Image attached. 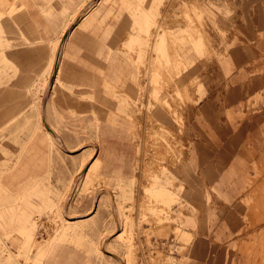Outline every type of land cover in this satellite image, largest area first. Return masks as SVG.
<instances>
[{"label":"rangeland","instance_id":"obj_1","mask_svg":"<svg viewBox=\"0 0 264 264\" xmlns=\"http://www.w3.org/2000/svg\"><path fill=\"white\" fill-rule=\"evenodd\" d=\"M14 1L0 0V19L17 12ZM80 2L73 16L65 15L66 31L88 21L101 6L97 0ZM102 4L130 12L136 33L123 47L128 64H117L96 95L59 82L55 60L61 36L24 93L0 102V110L10 114L0 116V264L205 260L202 210L188 198L190 173L183 165L193 86L180 83L192 59L207 57L194 7L198 0ZM188 27L199 29L203 46L186 35ZM8 48L0 42V86L17 72L3 55ZM175 54L182 64L171 61ZM43 120L61 143L48 134ZM94 157L99 163L91 162ZM87 164L93 173L85 178ZM250 184L247 217L257 228L240 240L235 264H264V165ZM162 191L164 200L157 196ZM194 203L195 220L189 216ZM252 215L262 218L258 226ZM80 216L83 222L69 223ZM173 236L177 244L170 242Z\"/></svg>","mask_w":264,"mask_h":264},{"label":"crops","instance_id":"obj_2","mask_svg":"<svg viewBox=\"0 0 264 264\" xmlns=\"http://www.w3.org/2000/svg\"><path fill=\"white\" fill-rule=\"evenodd\" d=\"M80 3L13 2L17 12L0 19V42L8 43L3 55L17 72L2 81L0 102L24 93L61 36L58 80L74 91L96 95L117 64H128L122 54L129 36L136 33L131 13L97 0L98 13L66 31L65 15L73 16ZM198 4L194 7L208 52L205 59H192L181 74L180 83L191 84L194 94L187 110L188 154L183 165L190 177L185 180L188 198L202 210L200 236L207 253L201 264H235L240 240L257 228L247 217L246 197L249 183L264 165V0H198ZM8 111L0 110V116L10 115ZM43 124L50 134L44 120ZM193 194L199 197L191 198ZM195 203L189 215L193 220Z\"/></svg>","mask_w":264,"mask_h":264},{"label":"bare ground","instance_id":"obj_3","mask_svg":"<svg viewBox=\"0 0 264 264\" xmlns=\"http://www.w3.org/2000/svg\"><path fill=\"white\" fill-rule=\"evenodd\" d=\"M23 6V5H22ZM17 8V7H16ZM14 10H16L15 8H14ZM198 30L199 29H197V27H195V28H192V27H188V29L186 30L187 31V34L186 35H188L190 38H192V40H195V43H196V45L197 46H200V45H202L203 43H202V39H201V36H200V33H197L198 32ZM196 32V35H195V37H194V35L192 34V33H195ZM194 38V39H193ZM63 41V40H62ZM58 47H57V52L58 53H60V50H61V48H62V45H63V42H59L58 41ZM204 45V44H203ZM202 45V46H203ZM196 46V47H197ZM62 51V50H61ZM58 59H59V57H57L56 58V60H55V64H56V66H57V64H58ZM171 60V59H170ZM174 64H176V65H179V64H182V59L178 56V55H176L175 54V56H174V59L173 60H171ZM171 64V63H170ZM189 66V65H188ZM183 69V68H182ZM157 113H159V116L160 117H166L165 116V114H164V112L162 113V112H157ZM49 134V133H48ZM50 135L54 138V139H56L57 141H59L60 139L57 137V135L55 134V132L54 131H52L51 130V132H50ZM60 142V141H59ZM158 142V141H157ZM61 143V142H60ZM91 162H98L99 163V160L97 159V158H95L94 157V160H92ZM90 162V163H91ZM89 163V164H90ZM89 164H87V165H85L84 167H83V172H82V174L81 175H83L85 178L86 177H90V174L91 173H93V172H91L90 171V167H89ZM164 194H167L166 192H159L158 194H157V196L158 197H160V198H158V199H161V200H164L165 199V195ZM171 194V193H170ZM168 199H171V197H168ZM73 218H70V220H72ZM252 219H253V224H254V226H258L259 225V222L257 221V220H261L262 218H258L256 215H252ZM263 219H264V217H263ZM83 220H85L84 219V216H80V217H77L74 221H69V223H71V224H73V223H79V222H83ZM263 222H264V220H262ZM262 222V223H263ZM260 227V226H259ZM258 227V228H259ZM261 229V228H260ZM181 233H182V231H180ZM185 232V231H184ZM183 232V234H185ZM123 232H120L119 234H118V236L117 237H119L121 234H122ZM181 235V234H180ZM145 244H147V243H145ZM131 245H129L128 247H130ZM104 252H107V251H105V248H104ZM112 257H114V258H117L113 253H109ZM163 256H161V258H162ZM160 258V259H161ZM159 260V259H158ZM159 262V261H158ZM122 264H129V260L127 259V258H123V260H122Z\"/></svg>","mask_w":264,"mask_h":264},{"label":"built area","instance_id":"obj_4","mask_svg":"<svg viewBox=\"0 0 264 264\" xmlns=\"http://www.w3.org/2000/svg\"><path fill=\"white\" fill-rule=\"evenodd\" d=\"M175 240V242H173ZM170 242H173V243H175V244H177V242H178V240L176 239V236H173L172 238H171V241ZM145 251H147V250H145ZM142 256H145L144 254L142 255ZM144 257H142L141 259H143Z\"/></svg>","mask_w":264,"mask_h":264}]
</instances>
